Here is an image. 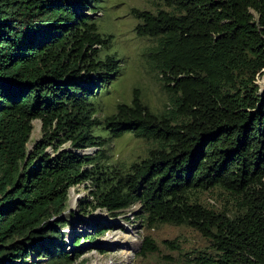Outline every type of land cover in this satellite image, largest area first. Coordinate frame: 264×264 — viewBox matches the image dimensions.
Segmentation results:
<instances>
[{"label": "trees", "instance_id": "trees-1", "mask_svg": "<svg viewBox=\"0 0 264 264\" xmlns=\"http://www.w3.org/2000/svg\"><path fill=\"white\" fill-rule=\"evenodd\" d=\"M99 2L0 0V264L68 258L56 226L68 221L60 213L69 187L86 180L93 188L81 212L139 203L146 222L185 224L209 239L216 254L202 264H264V88L255 83L264 72V0L132 7L136 33L155 39L148 63L168 106L153 111L134 90L102 120L96 102L118 60L98 54L108 41L90 18ZM33 118L40 136L27 147ZM124 132L152 145L121 171L102 162V146ZM87 146L95 151H80ZM212 188L228 207L189 196ZM153 249L145 236L138 253Z\"/></svg>", "mask_w": 264, "mask_h": 264}, {"label": "rangeland", "instance_id": "rangeland-1", "mask_svg": "<svg viewBox=\"0 0 264 264\" xmlns=\"http://www.w3.org/2000/svg\"><path fill=\"white\" fill-rule=\"evenodd\" d=\"M132 7L154 11L163 6L158 0H100L97 9L90 13L98 32L108 40L107 46L99 49V56L110 53L118 60L116 75L101 89L96 102L98 109L95 115L101 120L104 115L114 111L116 102H129L134 90L153 111H162L168 106V93L148 63L149 51L155 39L136 33L134 26L139 20L131 14ZM263 77L264 72H259L255 77L259 87ZM31 125L27 147L40 136V120L33 118ZM94 133L102 137L108 135L100 127L94 128ZM151 145L149 140L124 132L106 139L102 146L106 157L102 162L126 171L132 161L146 155ZM46 148L50 150L49 146ZM80 151L93 153L95 147L87 146ZM89 188H93L89 180L69 187L66 207L60 213L68 221L56 226L60 232L58 250L66 251L68 258L59 252L56 259L41 256L39 264H202L201 256L215 257L210 240L197 230L185 224L148 223L139 203L119 209L114 214L104 208L90 206L81 212L78 202L84 197L90 198L87 193ZM189 196L216 209L228 207L227 196L218 188L193 191ZM100 225L104 231L95 235L96 227ZM125 235L133 238L131 243L122 242L121 238ZM145 236L151 238L155 249L139 254L138 249ZM77 238L79 242L73 246ZM73 249L77 250V254Z\"/></svg>", "mask_w": 264, "mask_h": 264}, {"label": "bare ground", "instance_id": "bare-ground-1", "mask_svg": "<svg viewBox=\"0 0 264 264\" xmlns=\"http://www.w3.org/2000/svg\"><path fill=\"white\" fill-rule=\"evenodd\" d=\"M260 87H262V86H264V77H263V79H262V81L260 82ZM118 240H119V238H117ZM122 242H124V243H131V241L133 240V238H130V237H128L127 235H125V236H122Z\"/></svg>", "mask_w": 264, "mask_h": 264}, {"label": "water", "instance_id": "water-1", "mask_svg": "<svg viewBox=\"0 0 264 264\" xmlns=\"http://www.w3.org/2000/svg\"><path fill=\"white\" fill-rule=\"evenodd\" d=\"M264 88V86H262V87H259V90H262Z\"/></svg>", "mask_w": 264, "mask_h": 264}, {"label": "clouds", "instance_id": "clouds-1", "mask_svg": "<svg viewBox=\"0 0 264 264\" xmlns=\"http://www.w3.org/2000/svg\"><path fill=\"white\" fill-rule=\"evenodd\" d=\"M82 152H85V151H82Z\"/></svg>", "mask_w": 264, "mask_h": 264}]
</instances>
